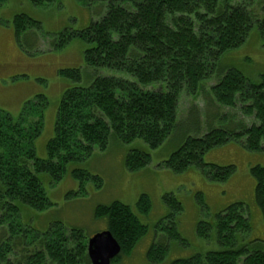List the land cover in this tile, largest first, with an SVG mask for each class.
Returning <instances> with one entry per match:
<instances>
[{"label": "trees", "instance_id": "obj_1", "mask_svg": "<svg viewBox=\"0 0 264 264\" xmlns=\"http://www.w3.org/2000/svg\"><path fill=\"white\" fill-rule=\"evenodd\" d=\"M4 1L0 0V5ZM53 1L30 0L34 5ZM255 1L109 0L98 20L83 29L67 28L57 35L53 49L79 38L90 45L83 52L88 67L120 71L130 78L95 75L88 85L67 88L56 110L54 135L46 143L45 158L37 157L34 147L44 125L45 95L27 100L17 117L0 109V224L4 226L0 264H90L88 239L81 229L53 222L44 232L33 230L19 222L20 210L15 201L36 210L47 208L51 203L37 174L46 172L55 183L69 162L83 161L96 149L105 150L112 138L122 143L140 138L151 149L158 147L177 126L180 94L197 95L202 81L214 73L220 77L209 87L212 100L226 107L240 106L255 122L237 124L234 129L209 128L201 135L187 136L158 166L173 172L194 166L208 180L224 182L235 166L204 162L208 150L238 141L248 151L264 152V75L256 83L234 68L217 72L219 56L243 44L254 25L264 45V6L262 17L248 8ZM12 22L15 39L22 48V35L40 29V22L26 14L16 15ZM59 73L73 82L81 80L79 68H65ZM152 84L158 86L146 88ZM149 163L150 154L143 150L132 149L125 157L130 171ZM250 172L256 180L255 202L264 220V166H251ZM71 175L80 185L93 181L96 187L101 186L102 179L85 169L75 168ZM196 197L204 206L201 196ZM163 199L169 212L160 219L158 230H164L167 239H179L175 220L182 206L172 193ZM150 204L144 193L136 202L143 214L149 212ZM94 215L106 220L105 230L120 246V253L110 264L128 256L147 230L132 209L119 201L98 205ZM212 228L218 250L177 258L169 264H264V240H239L250 230L244 202H233L218 211L213 224L200 220L196 233L207 238ZM28 233L33 234L29 237ZM19 246L30 247L16 257ZM167 248V244L155 240L146 257L158 262Z\"/></svg>", "mask_w": 264, "mask_h": 264}, {"label": "rangeland", "instance_id": "obj_2", "mask_svg": "<svg viewBox=\"0 0 264 264\" xmlns=\"http://www.w3.org/2000/svg\"><path fill=\"white\" fill-rule=\"evenodd\" d=\"M108 1L55 0L46 5H34L30 0H5L0 5V109L17 117L27 100L38 94L45 95L47 105L43 114L44 125L41 134L34 140L39 158L47 156L46 143L54 135L56 110L67 88L88 85L95 75L130 78L120 71L88 67L84 62L83 52L90 45L79 38L71 39L61 49L52 48L55 38L63 30H80L98 20L106 11ZM263 6L264 0H258L248 8L257 17H262L260 11ZM18 14H26L40 22L39 30L27 31L22 35L24 48L15 39L12 22ZM65 68H79L80 82H73L61 75L59 71ZM227 68L238 70L252 82L261 81L264 75V45L256 25L250 29L243 44L219 56L217 72ZM219 77L220 74L214 73L202 81L200 92L193 97L184 92L180 94L177 126L158 147L151 149L140 138L129 143L112 138L105 150L96 149L83 161L69 162L61 179L55 183L51 181L48 173L39 172L37 177L51 205L43 210H36L15 201L20 210L19 222L38 232L46 231L53 222H61L68 228L81 229L88 239L106 229V220L95 217V208L119 201L132 209L147 230L130 254L113 264H169L177 258L218 250L220 246L216 241L214 228L211 229L209 237L201 238L196 233L197 223L206 220L213 224L218 211L233 202H244L248 207L250 230L240 235L239 240H264V220L254 198L256 180L250 172L251 166H264V152L248 151L238 141H230L208 150L203 155L204 162L235 166L233 174L224 182L208 180L194 166L182 172H173L158 166L178 149L187 136L201 135L209 128L234 129L237 124L255 122L254 117L243 113L240 106L226 107L212 100L209 87ZM155 86L156 84H152L146 88L155 89ZM132 149L148 152L150 163L135 171L128 170L125 157ZM75 168L98 175L102 179L101 186L96 187L93 181L80 185L71 175ZM78 189L82 192H77ZM70 193L77 194L72 196ZM143 193L148 195L151 202L147 214L140 213L136 206ZM169 193L182 206L175 220L179 239H167L165 231L158 230L160 219L169 212L163 199ZM197 194L201 196L204 206L198 201ZM7 225L8 223L5 226ZM3 227L0 224V234L4 233ZM32 234L27 235L30 237ZM155 240L167 244L168 248L163 259L150 262L146 254ZM29 247L23 249L19 246L15 256L20 257Z\"/></svg>", "mask_w": 264, "mask_h": 264}, {"label": "water", "instance_id": "obj_3", "mask_svg": "<svg viewBox=\"0 0 264 264\" xmlns=\"http://www.w3.org/2000/svg\"><path fill=\"white\" fill-rule=\"evenodd\" d=\"M90 264H110L120 252V246L108 230L95 233L87 241Z\"/></svg>", "mask_w": 264, "mask_h": 264}, {"label": "crops", "instance_id": "obj_4", "mask_svg": "<svg viewBox=\"0 0 264 264\" xmlns=\"http://www.w3.org/2000/svg\"><path fill=\"white\" fill-rule=\"evenodd\" d=\"M230 146H232V144H230Z\"/></svg>", "mask_w": 264, "mask_h": 264}]
</instances>
